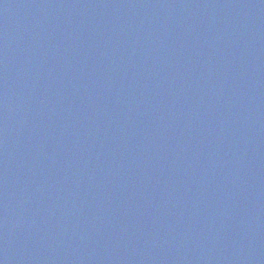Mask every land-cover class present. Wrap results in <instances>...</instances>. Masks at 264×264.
Wrapping results in <instances>:
<instances>
[{"label": "water", "instance_id": "obj_1", "mask_svg": "<svg viewBox=\"0 0 264 264\" xmlns=\"http://www.w3.org/2000/svg\"><path fill=\"white\" fill-rule=\"evenodd\" d=\"M0 264H264V0H0Z\"/></svg>", "mask_w": 264, "mask_h": 264}]
</instances>
